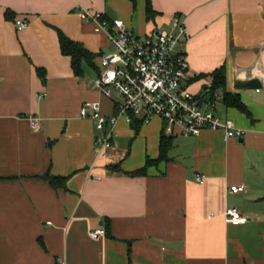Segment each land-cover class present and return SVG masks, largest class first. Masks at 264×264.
I'll return each instance as SVG.
<instances>
[{
    "label": "crops",
    "instance_id": "crops-1",
    "mask_svg": "<svg viewBox=\"0 0 264 264\" xmlns=\"http://www.w3.org/2000/svg\"><path fill=\"white\" fill-rule=\"evenodd\" d=\"M152 3L157 15L149 20L146 0L136 7L130 0H0V264H264V0ZM80 8L121 18L137 34L169 29L179 16L187 28L179 49L190 64L189 90L246 133L172 136L170 160L133 176L127 173L148 157L159 158L163 124L154 117L136 132L120 119L114 148L96 153L101 132L80 112L98 101L104 114L114 113V99L95 85L100 56L112 47ZM16 18L28 27L19 31ZM57 28L96 54L83 76L62 53ZM223 64L227 90L251 116L227 107L221 94L204 100L208 79L190 81ZM254 77L261 87L235 85ZM48 173L67 176L66 187L52 186ZM230 207L248 221L229 223ZM108 221V234L90 236Z\"/></svg>",
    "mask_w": 264,
    "mask_h": 264
},
{
    "label": "built area",
    "instance_id": "built-area-1",
    "mask_svg": "<svg viewBox=\"0 0 264 264\" xmlns=\"http://www.w3.org/2000/svg\"><path fill=\"white\" fill-rule=\"evenodd\" d=\"M79 13L94 25L96 33L105 32L112 47L100 56L95 85L104 96L114 99V113L104 114L98 101L86 102L80 112L82 117L94 120L101 132L94 139L96 153L114 148L115 125L120 119L132 124L135 118L145 123L158 117L167 136H197L204 130H222L229 139L246 133L232 119L205 109L203 95L189 90L190 64L179 49L187 28L179 16L172 19L169 29L137 34L121 18L111 20L91 8H80ZM15 24L19 31L28 27L23 18H16ZM196 180L202 182L204 176L197 174ZM230 190L242 192L245 186H231ZM225 216L233 224L248 221L236 207L228 208ZM105 233L104 228H98L90 236Z\"/></svg>",
    "mask_w": 264,
    "mask_h": 264
},
{
    "label": "trees",
    "instance_id": "trees-1",
    "mask_svg": "<svg viewBox=\"0 0 264 264\" xmlns=\"http://www.w3.org/2000/svg\"><path fill=\"white\" fill-rule=\"evenodd\" d=\"M134 7L137 5V0H130ZM6 15L9 19L14 18V13L11 10L6 12ZM146 15L147 18L153 19L156 17L157 12L153 8L152 0H146ZM60 40L61 51L63 54L68 55L72 59V67L74 72L77 76H83L85 73V65L88 64L90 66H94L93 60L96 57V54L89 50L82 42L73 40L65 32L57 28ZM39 74L42 77V80H46L45 70L38 69ZM206 78L209 80V84L207 86L206 97L204 100L210 101L213 103L218 99V96L222 95V101L227 107H236L237 109L245 112L247 115L251 116V111L246 106V104L242 101L241 96L236 93H231L227 90V67L225 64L221 65L220 67L216 68L212 72L209 73H200L195 74L191 77V82L198 81L200 79ZM136 132H139L143 121L135 118L134 122L132 123ZM174 137L167 136L165 134L162 135L160 141V156L158 159H151L147 158L146 164L144 167L135 170L133 172L127 173L133 176L137 175H146L148 170L151 166L158 165L162 161H169L170 160V150L174 144ZM113 166H111L112 168ZM113 168H116L114 166ZM49 183L54 187H66L67 185V176H55L50 173L46 174L44 177ZM111 231V224L108 221L106 226L107 234Z\"/></svg>",
    "mask_w": 264,
    "mask_h": 264
},
{
    "label": "water",
    "instance_id": "water-1",
    "mask_svg": "<svg viewBox=\"0 0 264 264\" xmlns=\"http://www.w3.org/2000/svg\"><path fill=\"white\" fill-rule=\"evenodd\" d=\"M235 85L239 87H248V88H259L262 86V82L259 78H248V79H235Z\"/></svg>",
    "mask_w": 264,
    "mask_h": 264
},
{
    "label": "rangeland",
    "instance_id": "rangeland-1",
    "mask_svg": "<svg viewBox=\"0 0 264 264\" xmlns=\"http://www.w3.org/2000/svg\"><path fill=\"white\" fill-rule=\"evenodd\" d=\"M136 20V19H135Z\"/></svg>",
    "mask_w": 264,
    "mask_h": 264
}]
</instances>
